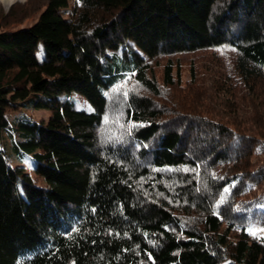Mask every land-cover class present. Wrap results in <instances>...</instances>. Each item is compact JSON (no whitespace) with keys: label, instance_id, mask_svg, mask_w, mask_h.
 Instances as JSON below:
<instances>
[{"label":"trees","instance_id":"obj_1","mask_svg":"<svg viewBox=\"0 0 264 264\" xmlns=\"http://www.w3.org/2000/svg\"><path fill=\"white\" fill-rule=\"evenodd\" d=\"M44 5L0 31V131L38 176L0 147V264H264V0Z\"/></svg>","mask_w":264,"mask_h":264},{"label":"rangeland","instance_id":"obj_2","mask_svg":"<svg viewBox=\"0 0 264 264\" xmlns=\"http://www.w3.org/2000/svg\"><path fill=\"white\" fill-rule=\"evenodd\" d=\"M44 2L45 0H0V31L5 29L16 30L33 25L45 8ZM199 62L203 65L201 76L207 84L210 81L211 85L214 81L216 83L220 82L227 76L226 65L220 55H215L213 61L205 57L204 60H199ZM183 69L185 70V79L188 80L190 69L188 60L184 63ZM210 78L211 80H209ZM75 99L81 108L90 109L86 99L79 95H76ZM30 114L38 121H47L49 118L46 111H32ZM0 147L6 149L5 154L11 165L20 166L34 181L38 180V176L34 173V163L31 157L27 154L18 155L12 149V140L8 131H0ZM259 159L263 161L264 156ZM253 230L255 234L264 235V228L259 224L254 225Z\"/></svg>","mask_w":264,"mask_h":264},{"label":"bare ground","instance_id":"obj_3","mask_svg":"<svg viewBox=\"0 0 264 264\" xmlns=\"http://www.w3.org/2000/svg\"><path fill=\"white\" fill-rule=\"evenodd\" d=\"M12 3V2H11Z\"/></svg>","mask_w":264,"mask_h":264}]
</instances>
